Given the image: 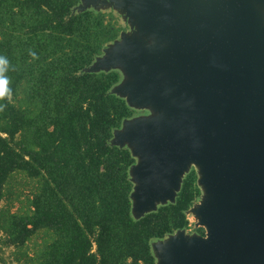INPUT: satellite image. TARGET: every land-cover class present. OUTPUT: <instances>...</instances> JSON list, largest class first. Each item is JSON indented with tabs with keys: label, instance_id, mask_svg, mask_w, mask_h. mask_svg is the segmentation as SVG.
<instances>
[{
	"label": "water",
	"instance_id": "water-1",
	"mask_svg": "<svg viewBox=\"0 0 264 264\" xmlns=\"http://www.w3.org/2000/svg\"><path fill=\"white\" fill-rule=\"evenodd\" d=\"M112 7L129 29L83 70L118 69L111 91L145 112L110 143L128 147L131 213L175 202L195 168L186 210L204 233L151 239L156 264H264V0H80Z\"/></svg>",
	"mask_w": 264,
	"mask_h": 264
},
{
	"label": "trees",
	"instance_id": "trees-1",
	"mask_svg": "<svg viewBox=\"0 0 264 264\" xmlns=\"http://www.w3.org/2000/svg\"><path fill=\"white\" fill-rule=\"evenodd\" d=\"M79 2L0 0V56L12 91L11 101L0 100V201L15 173L38 178L28 210L0 207V252L15 246L21 260V248L46 229L52 238L38 264H156L151 239L190 225L197 172L186 174L175 202L133 217L135 157L110 140L137 109L111 91L118 69L83 70L124 27L113 13L74 12Z\"/></svg>",
	"mask_w": 264,
	"mask_h": 264
},
{
	"label": "rangeland",
	"instance_id": "rangeland-1",
	"mask_svg": "<svg viewBox=\"0 0 264 264\" xmlns=\"http://www.w3.org/2000/svg\"><path fill=\"white\" fill-rule=\"evenodd\" d=\"M105 12L113 13V21H117L121 24L124 29H129L127 21L123 18L122 14L112 7L102 9ZM111 17V16H109ZM108 19V18H107ZM145 109H137L136 113L145 112ZM38 178L29 177L24 172H17L11 178L7 185L6 195L0 201V207L9 206L13 211L20 210L26 211L30 207L31 198L33 192L36 188ZM199 197L195 199L198 200ZM190 219L189 227H186L188 232L198 231V226L196 225V219L193 214H188ZM199 232V231H198ZM52 233L49 230L41 229L37 231L28 241V244L21 249L27 253L28 256L22 255L21 260L15 259L14 250L15 246H3L0 252V264H38L37 255L39 251L46 247L47 243L51 240Z\"/></svg>",
	"mask_w": 264,
	"mask_h": 264
},
{
	"label": "clouds",
	"instance_id": "clouds-1",
	"mask_svg": "<svg viewBox=\"0 0 264 264\" xmlns=\"http://www.w3.org/2000/svg\"><path fill=\"white\" fill-rule=\"evenodd\" d=\"M35 57V53H30ZM9 69V61L6 57L0 56V100L12 99V91L9 88V77L5 74ZM5 105H0V111L4 110Z\"/></svg>",
	"mask_w": 264,
	"mask_h": 264
}]
</instances>
